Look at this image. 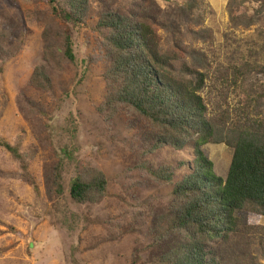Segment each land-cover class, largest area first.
Here are the masks:
<instances>
[{
    "label": "rangeland",
    "instance_id": "1",
    "mask_svg": "<svg viewBox=\"0 0 264 264\" xmlns=\"http://www.w3.org/2000/svg\"><path fill=\"white\" fill-rule=\"evenodd\" d=\"M183 1L91 0L84 24L75 26L53 13L47 0H0V139L19 148L37 186L35 191L21 178L19 162L0 147V264H161L166 244L152 246L153 226L159 221L163 226L172 186L190 171L194 149L163 145L148 153L153 129L143 116L125 105L110 116L99 110L108 65L99 15L155 16L162 47L176 45L181 57L185 48L187 65L188 52H203L210 64L203 91L209 108L217 101L232 107L241 98L221 91L219 62L262 65L252 81L264 86V0H198L202 16L195 22L180 16ZM229 1L245 22H231ZM169 21L173 28L164 31L160 23ZM203 29L208 36L201 35ZM45 31L71 37L73 62L58 53L44 62ZM51 42L55 51L60 48L55 36ZM39 64L49 75L48 90L29 82ZM201 151L214 173L225 178L232 149L208 142ZM148 165L169 166L171 182L153 178ZM90 168L105 175L106 190L97 201L77 203L69 196V183ZM56 173L60 193L54 192ZM247 220L264 227V217ZM261 251L251 256L254 264H264Z\"/></svg>",
    "mask_w": 264,
    "mask_h": 264
},
{
    "label": "trees",
    "instance_id": "2",
    "mask_svg": "<svg viewBox=\"0 0 264 264\" xmlns=\"http://www.w3.org/2000/svg\"><path fill=\"white\" fill-rule=\"evenodd\" d=\"M90 1L47 0L53 13L75 26L84 24ZM233 3L229 1L227 7L229 19L233 24L245 22L243 12L233 13ZM178 7L186 20L195 22L202 16L198 0H184ZM155 20L146 13L104 12L97 21L108 59L103 75L107 91L99 110L110 116L117 106L125 105L143 116L153 129L148 153L163 145L194 149L192 167L173 184L164 224L159 226V221L153 226L151 244H166L161 264H254L251 256L264 252V227L247 219L264 217V86L252 81V76L258 66H263L249 61L228 66L219 62L216 79L221 91L232 90L241 98L232 107L228 102L223 107L217 101L209 108L203 91L211 75L204 53L188 52L191 62L185 64V48L181 57L176 45L162 47ZM168 23H160L164 31L173 28V23ZM201 35L208 36L207 30L203 29ZM54 36L61 44L56 51L51 42ZM43 41L44 62L51 63L57 53L74 61L68 34L58 38L45 31ZM29 82L38 90L51 88L43 64L35 66ZM208 142L224 143L232 149L225 178L214 173L213 163L201 151ZM0 147L19 162L21 178L37 191L19 148L4 139H0ZM146 168L153 178L171 182L169 166ZM59 179L56 173L53 186L57 193L62 191ZM106 187L105 175L90 168L71 179L68 193L77 203L97 201Z\"/></svg>",
    "mask_w": 264,
    "mask_h": 264
}]
</instances>
